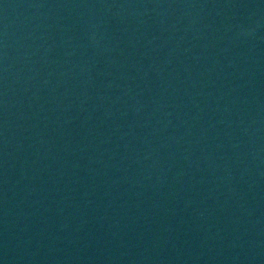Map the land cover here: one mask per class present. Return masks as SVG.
Instances as JSON below:
<instances>
[{
    "label": "water",
    "instance_id": "obj_1",
    "mask_svg": "<svg viewBox=\"0 0 264 264\" xmlns=\"http://www.w3.org/2000/svg\"><path fill=\"white\" fill-rule=\"evenodd\" d=\"M0 264H264V0H0Z\"/></svg>",
    "mask_w": 264,
    "mask_h": 264
}]
</instances>
